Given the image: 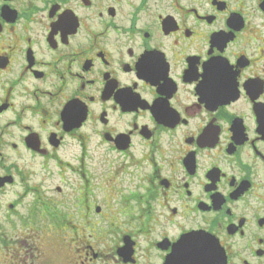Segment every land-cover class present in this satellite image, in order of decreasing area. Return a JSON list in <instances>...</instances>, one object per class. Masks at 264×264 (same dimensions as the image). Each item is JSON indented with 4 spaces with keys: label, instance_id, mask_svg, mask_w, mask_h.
<instances>
[{
    "label": "flooded vegetation",
    "instance_id": "obj_1",
    "mask_svg": "<svg viewBox=\"0 0 264 264\" xmlns=\"http://www.w3.org/2000/svg\"><path fill=\"white\" fill-rule=\"evenodd\" d=\"M0 264H264V0H0Z\"/></svg>",
    "mask_w": 264,
    "mask_h": 264
}]
</instances>
